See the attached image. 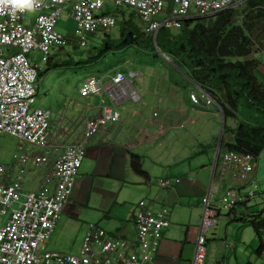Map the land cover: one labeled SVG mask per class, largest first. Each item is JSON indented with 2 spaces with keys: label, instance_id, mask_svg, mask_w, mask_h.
Returning a JSON list of instances; mask_svg holds the SVG:
<instances>
[{
  "label": "crops",
  "instance_id": "crops-1",
  "mask_svg": "<svg viewBox=\"0 0 264 264\" xmlns=\"http://www.w3.org/2000/svg\"><path fill=\"white\" fill-rule=\"evenodd\" d=\"M171 5L172 2L166 0L164 12ZM120 17L125 19L121 12ZM72 40L76 43L75 36ZM256 56L263 62L264 51ZM30 58L33 62H39L40 54L32 52ZM88 58L90 62L95 59ZM125 58L123 63L111 68L106 62H101L99 70L83 79L84 82L89 76L95 75L109 81L117 72L124 73L133 78L130 79L131 87L137 94V99L127 97L114 103L104 96L107 104L119 112V121L86 142V154L73 193L46 243V248L78 254L88 225L95 223L109 233L125 239L128 251H137L134 213L138 202L145 200L152 212L163 207L169 210L170 226L159 243L155 254L156 264H191L205 197L211 192L212 202L218 201L228 189H235L241 194L247 189V182L240 180L232 171L223 175L219 172L222 113L215 102L202 101L195 104L190 100V93L203 91L200 86L172 62L165 65L160 59L148 64L139 57ZM49 62L53 63L52 55ZM161 64L164 68L158 71ZM132 66L138 69L133 70ZM141 66H149L155 71L139 69ZM47 67L48 65L43 69L48 70ZM257 74L264 78V63ZM78 94L77 103L75 100V104L70 105L67 110L69 115H65L68 120L60 117L54 135L47 131L52 144L60 149L55 150L43 164L38 165L33 161L41 154L39 147L29 146L14 137L17 144L9 147V151L13 152L7 159L3 155L4 148L0 141V164L4 165L2 168L9 166L6 165L8 162H22L20 157L25 151L30 157L27 167L29 175L22 178L25 192H53L55 165L63 148L84 141V126L77 121L81 118L85 123L88 116L100 112V96L81 97L79 91ZM72 118L77 119L72 122L69 120ZM217 118H220L221 129L211 127L212 119ZM66 122L67 127L62 125ZM227 124L235 126L232 120H228ZM6 135L11 136H3ZM201 149L206 150L194 156ZM131 154L141 157L145 176H139L132 170ZM254 172L256 176V170ZM45 174L51 177L47 179ZM14 178V175H9L7 182H13ZM160 179H169L171 185L161 187ZM260 198L237 205L229 213V217L238 220L261 212L264 210V193H260ZM213 247L209 250L210 263L220 264L217 258L218 246Z\"/></svg>",
  "mask_w": 264,
  "mask_h": 264
},
{
  "label": "built area",
  "instance_id": "built-area-1",
  "mask_svg": "<svg viewBox=\"0 0 264 264\" xmlns=\"http://www.w3.org/2000/svg\"><path fill=\"white\" fill-rule=\"evenodd\" d=\"M165 1L33 0L35 16L26 19L27 10H16L0 0V139L8 134L29 146L39 147L41 154L33 159L38 165L60 149L48 137L50 111L35 107L34 96L35 83L40 71L50 61L51 50L70 44V39L56 29L63 11L76 24V43L86 47L87 37L118 22L120 10L113 13L114 7L136 12L142 31L155 42L160 31L176 33L186 19L214 15L246 0H170V9L164 12ZM32 52L40 54L39 62L31 61ZM130 79L129 75L117 72L109 81L91 75L82 83L79 89L81 97L100 96V112L86 118L83 142L63 148L55 165L56 180L52 193L25 192L13 182H7L9 174L0 170V264H156L159 243L170 226L169 210L163 207L152 212L145 200L138 202L134 213L137 251H128L125 239L95 223L88 225L78 254L46 248L73 193L86 154V142L119 121V112L107 104L104 96L114 103L127 97L137 99ZM190 100L195 104L214 102L204 91L190 93ZM29 159L27 151L20 157L22 162ZM254 170L255 159L251 154L221 153L220 174L232 171L240 180L247 182V192L240 194L235 189L226 190L219 199L220 206L213 204L211 192L205 197L191 264L205 263L207 233L215 225L221 210L230 213L237 205L260 195ZM45 176L47 179L51 177ZM159 185L167 188L171 181L160 179ZM259 258L264 264V248Z\"/></svg>",
  "mask_w": 264,
  "mask_h": 264
},
{
  "label": "trees",
  "instance_id": "trees-1",
  "mask_svg": "<svg viewBox=\"0 0 264 264\" xmlns=\"http://www.w3.org/2000/svg\"><path fill=\"white\" fill-rule=\"evenodd\" d=\"M128 21L121 19L119 37L111 39L106 35L95 48L96 53H89L88 57H95L93 61L100 59L101 64L107 62L109 68L123 63L129 50L133 57L148 64L162 59L153 38ZM156 44L176 68L186 72L214 100L226 117L220 158L225 151H236L251 154L256 161L264 151V78L257 74L263 62L256 56L264 51V0H246L241 8L234 6L213 17L184 20L176 33L159 32ZM47 65V69L56 66L52 62ZM228 120L234 121L235 126L230 127ZM130 163L137 175H146L140 156L131 154ZM238 220L251 226L259 237V256L264 248V213Z\"/></svg>",
  "mask_w": 264,
  "mask_h": 264
},
{
  "label": "rangeland",
  "instance_id": "rangeland-1",
  "mask_svg": "<svg viewBox=\"0 0 264 264\" xmlns=\"http://www.w3.org/2000/svg\"><path fill=\"white\" fill-rule=\"evenodd\" d=\"M244 2L245 1L238 3L234 6L237 8H241L244 6ZM118 10H120L119 13L121 12V16L123 15L126 20H129L128 22L132 27L139 29L142 28V23L138 19L136 12L129 8L118 9L114 7L113 13L118 12ZM34 16L35 12L33 11H28L25 14L26 19L29 17L33 18ZM209 16L213 17L214 15ZM118 17V22L114 26L106 30H100L96 34L87 37L88 45L86 47L78 46L72 40L75 36L76 30V24L72 17H70L66 13V11H63L61 16L58 18L56 23V29L70 39V44L61 49L57 48L51 50L53 63L56 64V66L51 67L48 70H41L37 78V82L35 83L34 96L35 107L48 109L50 111L48 132H50L52 135H54L57 131L60 117L62 119L66 118V121L68 120L65 115L67 114V112H69L67 110L69 109L70 105L73 106L72 104H75V100L77 103V100L79 99L78 91L80 85L83 82V79L89 74H93L94 72H96V70H99L101 68V64L99 62H90L88 54L90 53L91 55L92 53H96L95 48L98 47L100 43H102V41L106 38V35L111 39H116L119 37L122 31V22L120 19L121 17ZM206 23L209 24L210 21ZM124 57H133L132 51H127ZM161 57L162 62L165 65L170 64L169 62L171 61L168 58L164 57L163 55H161ZM84 60H86L85 64L83 63ZM114 60H116V58L112 59V61ZM105 64H107V62ZM162 68H164L163 64H161L159 68H157V70L159 71ZM132 69L137 70L138 68L132 66ZM139 69L149 70L151 72L155 71L149 66H141ZM131 79L133 80V78ZM76 119L77 118H72L69 120L75 122ZM83 121L84 119L80 118V121H77V123L82 124V126H84ZM63 123L62 125L66 126L67 122L65 124ZM211 127H219L221 129L220 118H217V120L212 119ZM69 130H71V127L69 128ZM0 141L4 148L3 155L7 159H9L13 152V150H11V152L9 151V147L11 148L15 146L17 144V139L13 136L6 135L1 137ZM6 165H9L6 166L8 168H2L4 165L0 164V170L5 173H8L11 176L14 175L15 178L13 180V184H16L18 187L25 191L22 178L29 175V172H27L29 162H8ZM4 169L9 171H5ZM255 170L256 176L254 177L256 179L257 189L261 194H263L264 151L260 153L259 157L255 161ZM246 192L247 189L242 191L241 194H245ZM255 199H261L260 195H258ZM213 204L215 206H220L219 200L214 201ZM263 213L264 210L259 212V214ZM206 246L207 258L205 264H211V253L209 250L213 246V248L218 246L217 258L220 264H262L259 256L257 255V250L260 246V240L254 229L241 220H232V218L229 217V212L223 210H221L215 225L210 228L207 233ZM69 253L74 254L72 252Z\"/></svg>",
  "mask_w": 264,
  "mask_h": 264
},
{
  "label": "clouds",
  "instance_id": "clouds-1",
  "mask_svg": "<svg viewBox=\"0 0 264 264\" xmlns=\"http://www.w3.org/2000/svg\"><path fill=\"white\" fill-rule=\"evenodd\" d=\"M3 2L10 4L14 9L19 11L33 10V0H3Z\"/></svg>",
  "mask_w": 264,
  "mask_h": 264
},
{
  "label": "water",
  "instance_id": "water-1",
  "mask_svg": "<svg viewBox=\"0 0 264 264\" xmlns=\"http://www.w3.org/2000/svg\"><path fill=\"white\" fill-rule=\"evenodd\" d=\"M218 13H219V12H218ZM215 14H217V13H215ZM215 14H214V15H215ZM154 43H155V47H156L158 53L161 54V55H163L164 57H166V56L161 52L160 48L157 46L156 41H155ZM179 70H180V69H179ZM221 113H222V111H221ZM225 124H226V117H225L224 114L222 113V131H223V128H224Z\"/></svg>",
  "mask_w": 264,
  "mask_h": 264
}]
</instances>
